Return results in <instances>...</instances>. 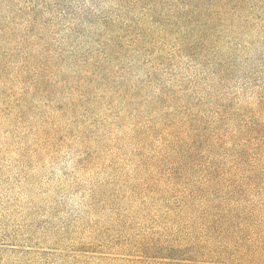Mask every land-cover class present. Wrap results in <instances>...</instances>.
Listing matches in <instances>:
<instances>
[{
    "label": "rangeland",
    "instance_id": "1",
    "mask_svg": "<svg viewBox=\"0 0 264 264\" xmlns=\"http://www.w3.org/2000/svg\"><path fill=\"white\" fill-rule=\"evenodd\" d=\"M0 264H264V0H0Z\"/></svg>",
    "mask_w": 264,
    "mask_h": 264
}]
</instances>
